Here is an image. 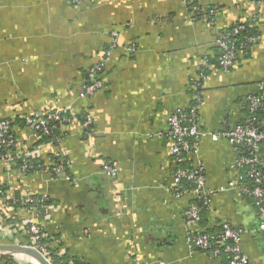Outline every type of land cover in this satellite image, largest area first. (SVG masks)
<instances>
[{
	"label": "crops",
	"instance_id": "crops-1",
	"mask_svg": "<svg viewBox=\"0 0 264 264\" xmlns=\"http://www.w3.org/2000/svg\"><path fill=\"white\" fill-rule=\"evenodd\" d=\"M257 10L251 22V0H0V117L14 122L26 147L33 137L17 123L33 111L71 105L91 118L88 130L71 121L60 140L43 146L47 155L63 151L73 182L16 169L6 175L0 165L9 194L30 188L61 205L37 222L50 239L59 235L68 255L87 264H227L225 257L193 250L189 237L229 224L240 231L248 264H264L256 208L228 188L237 149L223 137H204L188 155L183 165L200 166L209 191L202 216L189 221L185 210L194 194L176 197L170 188L176 164L166 123L169 112L193 103L199 65L217 57L215 34L248 19L260 39L239 52L229 71L208 68L198 106L202 130L222 131L243 120L245 96L264 90V1ZM98 64L104 84L80 97ZM105 163L117 169L115 186ZM13 259L33 264L25 254Z\"/></svg>",
	"mask_w": 264,
	"mask_h": 264
},
{
	"label": "built area",
	"instance_id": "built-area-1",
	"mask_svg": "<svg viewBox=\"0 0 264 264\" xmlns=\"http://www.w3.org/2000/svg\"><path fill=\"white\" fill-rule=\"evenodd\" d=\"M78 3L81 0H71ZM256 11L250 16L251 22H255L258 17V7L264 0H251ZM196 8V7H195ZM212 12V10L210 11ZM246 27L245 20L239 19L230 30H219L214 36V44L218 49V68L220 71L227 72L236 63L239 48L235 45L236 36ZM116 36L115 33L112 36ZM260 34L245 35L243 45L253 44L260 39ZM116 47L113 40L108 48L107 55ZM242 48V45H240ZM128 51L133 52L135 47L129 45ZM204 69L198 73V77L193 79V89L195 103L187 110L178 109L169 112L166 116L168 125L167 135L170 138V153L173 160H184L189 154L196 153L202 138L210 137L217 140L220 137L234 146L238 155L233 159L229 166L234 171V176L228 182V188L236 189L241 194L251 196L257 211V229L264 238V118L261 119L258 113L264 112V90L248 93L245 96V105L248 113L243 120L235 123L231 128L222 131L202 130L198 126V105L201 97L197 89L207 77L205 68H211V63L207 57L203 58ZM102 64L91 67L88 71V79L82 86L79 96H91L104 84V79L99 75ZM76 109L71 105L53 107L47 111H33L23 117L24 126L33 137V143L26 147L22 140L16 136L12 121L5 117H0V163L2 172L10 175L11 170L16 169L18 173L25 174L41 172L51 177H64L73 182L69 173L70 162L68 158L63 159L65 154L62 150H55L53 153L59 156L57 161L41 156V148L45 143H37L40 135H50L53 132L55 123L74 121ZM91 123L88 114L85 115L84 126ZM30 136V137H31ZM60 138H56V141ZM241 149H240V148ZM39 158L40 162L34 161ZM42 160V161H41ZM35 165H34V163ZM105 172L116 185L117 169L111 163L103 166ZM171 190L177 197L185 192H192L194 200L185 210V217L189 221H198L201 210L209 204V191L206 189L205 176L200 166L195 168H185L176 166ZM4 190H0L3 197L0 199V209L6 200L17 206V211L24 214L23 218L16 219L13 223H5V219L0 214V237L22 245H26L38 250L50 263L51 248L59 244L56 238L49 240L45 227L39 224L37 219L46 215L51 208L62 209L56 203L48 204L50 197L41 192L25 188L17 193L9 194L7 184L3 181ZM29 237L27 242L20 243L19 237ZM241 234L238 229L229 224H224L217 233L201 232L192 234L189 237V245L193 250L206 252L212 258L225 257L227 264H248V258L240 247ZM63 249L59 251L62 254ZM13 257V255H12ZM34 260V259H33ZM35 261V260H34ZM39 264L37 261H35ZM33 262V264H36ZM14 264L16 261L14 260ZM52 264V263H51Z\"/></svg>",
	"mask_w": 264,
	"mask_h": 264
},
{
	"label": "trees",
	"instance_id": "trees-1",
	"mask_svg": "<svg viewBox=\"0 0 264 264\" xmlns=\"http://www.w3.org/2000/svg\"><path fill=\"white\" fill-rule=\"evenodd\" d=\"M236 23H232V25H230L229 27L225 28L224 30H230L232 28V26H234ZM245 24H246V27L244 30L240 31V33L236 36V42H235V45L238 46L237 49L239 48L240 52L242 53H246L247 50L249 49L250 45L249 44H244L243 45V37L245 35H252V34H258L256 29V25H254L253 23H250L248 21V19L245 20ZM252 24V25H251ZM222 31V30H221ZM254 44V43H253ZM240 45H242V48H240ZM218 54L217 53V57H218ZM217 57H215V59H210L209 58V63H211V66L212 67H217L218 68V60H217ZM214 58V57H213ZM199 67H202L204 69V66L203 65H199ZM219 69V68H218ZM209 71L208 68H205V73L207 74ZM198 77V75L196 76V78ZM200 83H204V81L202 80H198ZM191 86H193V80L191 81ZM201 85V87H202ZM201 87H199L197 89V92H198V95L200 96V91H201ZM193 96V103H195V98H194V94L192 95ZM201 97V96H200ZM193 103H191L188 107L186 108H183L184 110H187ZM200 104V103H199ZM199 106V105H198ZM244 112H245V115L249 114L248 113V108H246V105H245V108H244ZM85 113L83 112V110L81 111H78L76 109V112H75V115H74V118L75 120H79L80 122L84 123L85 121ZM259 117H261V119L264 118V112H260L258 113ZM10 119V118H8ZM11 120V119H10ZM71 122V121H70ZM14 122H12L13 124ZM18 126H24V121H20L17 123ZM69 124V122H57L55 123V127L53 129V132L50 134V135H40V138H38L36 140L37 143H45V144H48V143H55L56 141V138H62V136L64 135L63 133V128H65L67 125ZM25 127V126H24ZM92 127V123H89V125L86 126L87 130L89 128ZM15 131V130H14ZM16 134V132H15ZM17 136V135H16ZM240 148V147H239ZM241 149V148H240ZM264 154V153H263ZM49 158L51 160H55L57 161L59 159V156L55 155V153H49ZM188 156L184 159V160H181V161H176L175 164L176 166H182V167H185L183 164L185 162L188 161ZM64 160L67 159V157H63ZM34 161H37V162H40L39 158H37V160H34ZM42 161V160H41ZM34 163V162H33ZM36 163V162H35ZM34 163V165H35ZM187 168V167H185ZM264 171V169H263ZM30 172H33V171H30ZM4 190L5 188L3 187V183L0 182V190ZM246 196V195H245ZM3 197V195L0 194V199ZM251 200H252V203L254 202L253 198L251 196H248ZM56 203L54 200H52L51 198L49 199V201L47 202L48 204H51V203ZM254 205V204H253ZM205 207L203 206L202 210H201V216H202V213L204 211ZM18 211H17V206L16 205H13L11 204L10 201L6 200L5 203H2V209H0V214L2 215V217L5 219V223H13L17 218L20 219V217L18 216ZM21 215V214H20ZM23 217V216H22ZM220 230H218L217 232H219ZM206 232H210V231H206ZM217 232H210V233H217ZM58 234H55L51 237H55L58 239ZM28 236L25 237V238H20L19 242L20 243H25L27 242L28 240ZM49 238V237H48ZM60 239V238H59ZM58 239V240H59ZM50 241H52V239L49 238ZM10 240L8 239H3L0 237V242H9ZM60 241V240H59ZM62 244H61V241L59 242V244L53 246L51 248V257H50V260H51V263L52 264H87L85 263L84 261L80 260L79 258L77 257H74V256H70L68 255V252L66 250H64V253L62 254H59V251L62 250ZM0 264H14V259L12 256L10 255H0Z\"/></svg>",
	"mask_w": 264,
	"mask_h": 264
},
{
	"label": "water",
	"instance_id": "water-1",
	"mask_svg": "<svg viewBox=\"0 0 264 264\" xmlns=\"http://www.w3.org/2000/svg\"><path fill=\"white\" fill-rule=\"evenodd\" d=\"M25 254L39 264H51L38 250L15 242H0V255Z\"/></svg>",
	"mask_w": 264,
	"mask_h": 264
},
{
	"label": "rangeland",
	"instance_id": "rangeland-1",
	"mask_svg": "<svg viewBox=\"0 0 264 264\" xmlns=\"http://www.w3.org/2000/svg\"><path fill=\"white\" fill-rule=\"evenodd\" d=\"M31 134V133H30ZM47 149H43V147L41 148V156L47 158ZM0 165L2 166V164L0 163ZM47 233V232H46ZM62 253H64V251H62Z\"/></svg>",
	"mask_w": 264,
	"mask_h": 264
},
{
	"label": "bare ground",
	"instance_id": "bare-ground-1",
	"mask_svg": "<svg viewBox=\"0 0 264 264\" xmlns=\"http://www.w3.org/2000/svg\"><path fill=\"white\" fill-rule=\"evenodd\" d=\"M34 263H36L34 260H32ZM37 264V263H36Z\"/></svg>",
	"mask_w": 264,
	"mask_h": 264
}]
</instances>
